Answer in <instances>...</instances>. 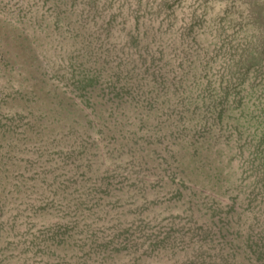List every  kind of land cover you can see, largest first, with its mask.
Masks as SVG:
<instances>
[{"label": "rangeland", "instance_id": "374dc122", "mask_svg": "<svg viewBox=\"0 0 264 264\" xmlns=\"http://www.w3.org/2000/svg\"><path fill=\"white\" fill-rule=\"evenodd\" d=\"M0 264H264V0H0Z\"/></svg>", "mask_w": 264, "mask_h": 264}]
</instances>
